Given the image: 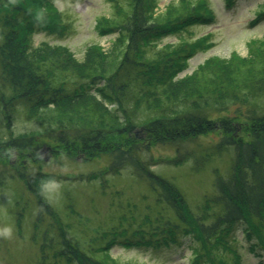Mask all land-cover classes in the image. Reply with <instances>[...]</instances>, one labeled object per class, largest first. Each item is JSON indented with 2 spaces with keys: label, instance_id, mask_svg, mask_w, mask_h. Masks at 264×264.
Returning a JSON list of instances; mask_svg holds the SVG:
<instances>
[{
  "label": "trees",
  "instance_id": "1",
  "mask_svg": "<svg viewBox=\"0 0 264 264\" xmlns=\"http://www.w3.org/2000/svg\"><path fill=\"white\" fill-rule=\"evenodd\" d=\"M122 1L125 7L120 3L121 10L99 28L103 36L116 35L113 44L107 51L92 46L80 62L64 48L32 49L37 33L61 36L66 31L55 0H22V6L11 7L9 14L0 17L2 164L11 156L35 157L48 140L67 155L108 157L105 171L71 181L101 179L128 169L146 183L155 206L161 205L141 220L119 222L120 233L106 235L104 246L96 247L95 240L80 242L67 232L68 226L55 222L43 187L58 182L59 176L27 171L21 162L18 168L0 170V186L17 178L37 200L32 238L39 241V264H123L110 257L115 245L158 249L178 244L179 236H185L192 249L188 264H243L244 245L262 264L264 36L248 44L249 58H213L191 76L180 78L189 59L213 44L208 37L194 42L189 38L173 47L159 44L183 28L212 23L209 4L182 0L183 11L177 8V16L162 20L155 17L159 0ZM232 4L233 0H224L225 7ZM263 17L264 10L250 26ZM18 116L36 128L14 135L11 126ZM136 129L148 143L137 139ZM208 134L217 141L198 155L184 149L189 141ZM112 136L119 142L108 147ZM149 145L174 147V158L167 166L192 160L196 171L207 168L214 158L230 155L226 171L214 175L213 191L202 201L200 212L193 213L181 191L151 169L162 161L142 158ZM45 217L54 221L38 235L35 230Z\"/></svg>",
  "mask_w": 264,
  "mask_h": 264
},
{
  "label": "rangeland",
  "instance_id": "2",
  "mask_svg": "<svg viewBox=\"0 0 264 264\" xmlns=\"http://www.w3.org/2000/svg\"><path fill=\"white\" fill-rule=\"evenodd\" d=\"M205 1L213 12L212 23L183 28L177 35H170L159 44V47L163 45L173 47L188 41L189 38L193 39L190 42H194L203 37H208L209 43L213 44L214 47L211 49L198 51L189 59L188 67L180 78L191 76L199 66L213 58L221 60L249 58L248 44L264 36V17L250 26L256 14L264 10L261 8L264 0H233L229 8L224 6V0ZM54 3L61 13L66 31L61 36L37 33L33 39V50L43 48L44 45L64 48L80 62L84 59L85 52L92 46L107 51L113 44L116 35L113 33L103 36L99 28L105 27L109 23L108 19L115 16L114 13L116 14V10L120 8V3L125 7L122 0H55ZM18 5H23L22 0H0V17L9 14V11ZM177 8L183 11L182 0H159L155 17L172 20ZM11 127L13 134L18 135L35 129L36 125L18 116ZM134 133L138 140L148 143L147 137L139 129ZM111 138V143L107 142L108 147L119 142L116 141L117 136ZM216 141L217 138L208 134L189 141L183 147L187 152L198 155L199 150ZM142 155L143 159L150 158L159 163L162 161L157 166H151V169L181 191L193 213L197 209L198 212L201 211L202 201L213 191L214 175L216 172L226 171L230 156L228 153L223 154L220 158L208 162L207 168L196 171L192 160L185 161L177 167L167 166L166 162L174 158V147L171 146L149 145L148 150ZM3 158L5 157H0V170L8 169L9 166L18 168L21 162L27 171H40L60 177L58 182L47 181L43 187V196L56 215L55 222L59 221L68 226L67 232L80 242L95 240L96 247L104 246L106 235L120 233L119 222L130 218L141 220L144 214L153 215L161 208L160 204L155 206L154 197L146 183L134 177L128 169H123L115 175L107 174L101 179L71 181L72 177L78 175L105 171L109 165L106 155L87 156V153L82 152L67 155L61 151L59 145L51 144L47 140L33 158L11 156L6 160V164H2L5 161ZM36 202V198L17 178L7 180L0 186V264H39V241L32 238ZM163 213L168 218L172 217L169 211L167 214L166 211ZM43 220L38 231L35 230L38 235L48 227L49 221L50 223L54 221L51 217H45ZM188 220L189 218L186 222ZM177 243L158 249L146 246L124 249L115 245L110 251V257L112 260H120L123 264H188L192 257L188 239L179 236ZM241 254L243 264H260L245 245ZM57 264L63 262L59 261Z\"/></svg>",
  "mask_w": 264,
  "mask_h": 264
}]
</instances>
